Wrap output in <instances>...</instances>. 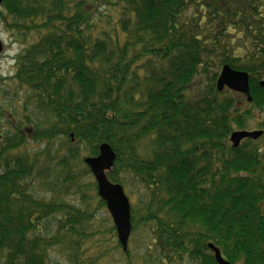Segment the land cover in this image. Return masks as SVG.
Segmentation results:
<instances>
[{"label":"trees","instance_id":"trees-1","mask_svg":"<svg viewBox=\"0 0 264 264\" xmlns=\"http://www.w3.org/2000/svg\"><path fill=\"white\" fill-rule=\"evenodd\" d=\"M0 8L29 39L0 87V264H51L55 249L94 264L85 245L105 202L83 157L103 142L108 180L136 196L131 233H144L123 264H218L209 242L231 264H264V133L229 138L264 130V0ZM223 65L248 73L250 101L217 89Z\"/></svg>","mask_w":264,"mask_h":264},{"label":"water","instance_id":"water-1","mask_svg":"<svg viewBox=\"0 0 264 264\" xmlns=\"http://www.w3.org/2000/svg\"><path fill=\"white\" fill-rule=\"evenodd\" d=\"M1 4V0H0ZM3 50V43L0 37V53ZM264 87V78L260 80ZM216 87L219 91L227 88L246 96L247 101L251 100L248 85V73L223 65L219 71ZM263 130H234L230 134V142L237 146L242 139H256L263 134ZM116 158L115 152L108 143H101L98 147V154L95 156H84L83 162L88 166L96 182L98 196L105 202L115 228L117 240L123 251L127 250L128 238L131 232L130 201L124 192L121 184L108 180L106 171L110 170ZM213 252L215 261L218 264H231L220 253V250L213 243L207 244Z\"/></svg>","mask_w":264,"mask_h":264},{"label":"rangeland","instance_id":"rangeland-1","mask_svg":"<svg viewBox=\"0 0 264 264\" xmlns=\"http://www.w3.org/2000/svg\"><path fill=\"white\" fill-rule=\"evenodd\" d=\"M0 37L3 42V51L0 55V76L3 78L2 82L0 83L1 87V85L7 86L11 82V80L8 78L14 73L15 56L29 43V39L23 41L12 36L11 33L6 31L4 28V24L1 19ZM253 127L254 126H250L247 130L257 129ZM86 180L87 177L84 178V181ZM126 189L125 192L128 195L129 201L131 204H133L135 202L136 196L130 194L129 189ZM92 206L96 207L94 203H92ZM93 222L95 231L90 237L89 243L85 245V247L89 246V248L84 255L92 256L94 258L98 256L96 261H93L94 264L125 263L124 258L121 255L124 251L117 240L115 228L109 231V229L112 226L114 227V225L106 206L97 207L94 213ZM142 234L144 233L138 231L136 233H130L129 235L127 249L130 248L132 250L131 253L133 256H137L140 252V247H137L136 244L141 240ZM50 257L51 264H68L65 254H61L58 249L51 251Z\"/></svg>","mask_w":264,"mask_h":264}]
</instances>
